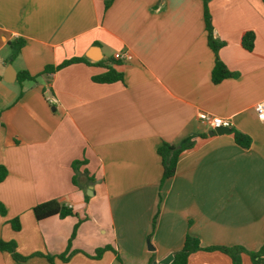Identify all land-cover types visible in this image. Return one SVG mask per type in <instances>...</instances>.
Wrapping results in <instances>:
<instances>
[{
	"label": "crops",
	"instance_id": "crops-1",
	"mask_svg": "<svg viewBox=\"0 0 264 264\" xmlns=\"http://www.w3.org/2000/svg\"><path fill=\"white\" fill-rule=\"evenodd\" d=\"M206 1L224 43L218 57L236 74L218 84L202 0H113L107 9L104 0H0V241L15 242L30 257L23 264H158L186 235L203 248L241 247L239 264H253L247 253L264 246V122L253 110L264 100V3ZM125 51L132 61L113 60ZM72 58L89 63L44 73ZM108 68L122 80L92 81ZM200 113L230 119L251 146L210 135ZM163 142L191 148L161 182ZM74 162H83L77 185ZM51 200L74 216L37 221L33 207ZM66 251L67 262L56 257ZM0 264L22 263L0 252ZM186 264L234 263L198 251Z\"/></svg>",
	"mask_w": 264,
	"mask_h": 264
},
{
	"label": "trees",
	"instance_id": "trees-1",
	"mask_svg": "<svg viewBox=\"0 0 264 264\" xmlns=\"http://www.w3.org/2000/svg\"><path fill=\"white\" fill-rule=\"evenodd\" d=\"M112 1L113 0H104V8L105 9L109 8ZM202 1H203V24H204V30L206 33L207 45L214 55V67L211 71V81L213 84H218L224 79L236 76V74L231 73L226 68V66L220 61L218 57V52L224 46V43L219 42L214 38L213 27L211 23V16L208 10L207 1L206 0H202ZM261 1L264 3V0H261ZM254 39H255V36L252 32H246L245 34H243L241 38L242 48L248 52L252 51L254 47ZM10 46L12 49V53L10 57L11 59H13L19 54L23 46V41L22 40L14 41L10 44ZM79 63L88 64L89 62L85 58H72V59L64 61L57 67H46L44 69V73H53L62 68L68 67L73 64H79ZM36 77L37 76L29 75L27 72H20L18 74V78L20 80H31L32 81V80H35ZM121 80H122V74L118 73L117 71L111 68H108L106 73L100 76L94 77L92 79L93 82L100 83V84H110V83H114V82L121 81ZM230 130H231V134L233 136L234 142L237 146H240L243 149H248L251 146L250 137H248L247 135L235 129L231 128ZM190 148H191V143L189 142H186L178 146L170 145L168 143L163 142L157 148L156 152L160 158V163H161V168H162L161 182H164L174 176L176 172V165H177L179 156L183 152L189 150ZM82 163L83 162L72 163V169L74 171V177L72 178V183L74 185H77L75 173H77L78 165ZM6 175H7L6 169H4L3 167H0V182L4 180ZM32 213L34 215V218L37 221L46 219L51 216H57L60 219L74 216V213L72 212L71 209H69L68 207L62 204H59L57 201H54V200L36 205L35 207H33ZM11 226L14 231H18L20 228L19 220L18 219L12 220ZM75 229H76V226L72 231L71 239L75 235ZM110 250H111L110 247L97 249L95 251V255L92 258L99 259L100 256L104 252L110 251ZM198 251H208V252L209 251H219L223 253L224 255H227L234 264H239L240 253L246 252L241 247H217L215 246V247L203 248L200 246L198 239L191 237L189 235H186L181 250L174 253L173 260L170 264H186L189 255L194 252H198ZM0 252H6L10 254V256L12 257L14 261L18 263H22V264L30 258V257L21 256L16 250V243L13 241H9V242L0 241ZM247 254L251 258L253 264H264V246L257 252H249ZM32 256L44 257L48 262L53 263V258H54L53 256L43 255L41 253H35ZM70 256H71V253L66 251L65 253L58 255L56 257L63 262H67Z\"/></svg>",
	"mask_w": 264,
	"mask_h": 264
},
{
	"label": "built area",
	"instance_id": "built-area-1",
	"mask_svg": "<svg viewBox=\"0 0 264 264\" xmlns=\"http://www.w3.org/2000/svg\"><path fill=\"white\" fill-rule=\"evenodd\" d=\"M113 59L126 63L132 61L133 57L129 52L125 51V52L116 53L113 56ZM47 102L51 103L52 99L47 98ZM253 110L256 119L260 122H264V100H261L258 103H256L255 106L253 107ZM197 118L201 123L209 124L212 130L221 127L231 129L230 119L215 117L206 113L198 114Z\"/></svg>",
	"mask_w": 264,
	"mask_h": 264
},
{
	"label": "water",
	"instance_id": "water-1",
	"mask_svg": "<svg viewBox=\"0 0 264 264\" xmlns=\"http://www.w3.org/2000/svg\"><path fill=\"white\" fill-rule=\"evenodd\" d=\"M213 133L217 134V135H223V134H229L231 133V130L228 128H216L213 131L210 132V135H212ZM173 260V256L169 255L167 258H165L164 260L160 261L158 264H170Z\"/></svg>",
	"mask_w": 264,
	"mask_h": 264
}]
</instances>
